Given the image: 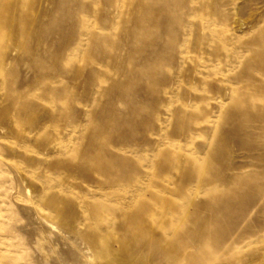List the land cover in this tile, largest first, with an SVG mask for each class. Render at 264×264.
I'll return each mask as SVG.
<instances>
[{
    "label": "rangeland",
    "instance_id": "rangeland-1",
    "mask_svg": "<svg viewBox=\"0 0 264 264\" xmlns=\"http://www.w3.org/2000/svg\"><path fill=\"white\" fill-rule=\"evenodd\" d=\"M0 264H264V0H0Z\"/></svg>",
    "mask_w": 264,
    "mask_h": 264
}]
</instances>
